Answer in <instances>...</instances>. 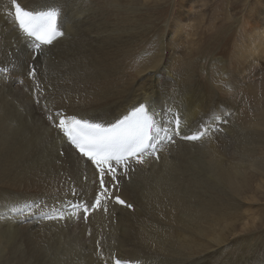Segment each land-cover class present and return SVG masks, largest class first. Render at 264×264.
I'll use <instances>...</instances> for the list:
<instances>
[{
  "label": "bare ground",
  "instance_id": "1",
  "mask_svg": "<svg viewBox=\"0 0 264 264\" xmlns=\"http://www.w3.org/2000/svg\"><path fill=\"white\" fill-rule=\"evenodd\" d=\"M17 1L60 9L64 35L35 48L7 15L11 0H0V264H264V105L247 123L241 113L243 98L259 102L264 89L247 77L264 53L263 14H246L232 67L215 79L231 91L224 100V87L196 78L176 56L179 45L164 57L163 33L143 13L147 0ZM142 103L155 121V152L142 163L129 158L115 181L106 174L107 211L90 209L85 219L71 205L94 201L98 171L47 117L107 126ZM25 203L32 208L23 215L10 211ZM246 222L254 228L231 240Z\"/></svg>",
  "mask_w": 264,
  "mask_h": 264
},
{
  "label": "rangeland",
  "instance_id": "2",
  "mask_svg": "<svg viewBox=\"0 0 264 264\" xmlns=\"http://www.w3.org/2000/svg\"><path fill=\"white\" fill-rule=\"evenodd\" d=\"M97 2H99V0H97ZM145 5L146 7L144 8L143 13L151 22H156L158 24V35L163 33V41L167 43V46H165V49L162 51L164 57H170L179 45V50L174 52L176 56L188 67H190V64L193 66V70H195L194 73L197 75L196 78L199 77L202 81L204 80V82L207 83L208 81L210 82L208 78L211 76V80L213 79L211 81L213 82V85H216L217 88L219 85L224 87L220 90L221 93L218 91V94H222L224 100H229L231 91H228L222 83H219L218 85V83L215 82V79H217V76H219L222 71L225 74L227 67L230 69L231 65L229 64L230 66H227V61L230 58H233V54L235 53L234 50L237 46L236 44H239L240 42L239 39L244 38L243 35L241 36L240 34L250 25L249 24L245 27L243 25V20L247 18L245 17L246 14L255 16L257 15V12H260L263 14L262 16H264V0H147ZM180 15H184L186 18L188 17L190 19H185V21L181 23L183 31L178 32L175 35L176 29L173 28V25L175 24V21L180 23L178 20ZM114 16L117 15L114 14ZM194 18L205 19V22L204 24L202 22L200 27L196 25L198 23H196L195 26L191 25L192 22L194 23ZM202 32L204 34H202ZM201 35L204 39L198 44L197 40L199 41ZM262 35L263 36H260L258 40L264 37V33ZM90 38H92L91 35ZM197 46L200 47H198L199 49H197L194 56L187 57L186 55L189 54L191 49H194ZM152 47L157 48L156 43H154ZM256 57L259 58L258 61L254 59V61L257 62H255V64H257V67H255L259 68L254 71L255 67H252V70L250 71L251 75L249 74L247 77L252 76L253 80H256H254V82H260V85H262L264 84V53L261 55L259 53V56ZM260 62L262 63L260 64ZM240 76L241 78H245L246 73L241 74ZM206 86L208 85L206 84ZM260 96L261 100L259 102L243 98L244 105L242 111H240L244 114L242 115V121L244 123H247L248 120L250 121L251 117H254L255 114L254 111H252L253 109L261 104L264 105V89L262 90V88ZM217 97L218 101L222 100L219 98L220 96H215V98ZM247 217L246 219L250 218ZM252 228L254 227L246 222L240 228V232H244L237 233L231 240L236 241L243 238L244 235L249 232L248 230H251ZM262 229H264V226H262ZM260 232L264 233V230H261ZM255 233H258V231H255ZM229 256L234 257L238 255L236 253H225L224 255L225 258Z\"/></svg>",
  "mask_w": 264,
  "mask_h": 264
},
{
  "label": "snow or ice",
  "instance_id": "3",
  "mask_svg": "<svg viewBox=\"0 0 264 264\" xmlns=\"http://www.w3.org/2000/svg\"><path fill=\"white\" fill-rule=\"evenodd\" d=\"M11 4L14 13L9 12L7 15L14 19L21 32L35 41V48L39 49L41 45H51L56 38L64 35L59 24L60 9L53 7L47 11H34L22 7L17 0H11ZM29 75H35L34 68L29 72ZM55 116L56 120H54L53 115H48L47 119L53 122V127L62 133L63 137L75 147L81 157L87 158L95 166L99 175L100 190L96 193L94 201L90 205L85 202L82 205L71 206L78 210L82 207L85 219H87L90 209L92 211L100 209L107 211L103 201L111 198V193L105 184V175H110L111 179L115 181L117 167L124 166L126 168L125 162L129 158H136L137 163H142L143 155L147 149L151 148L153 153L155 152V144L150 143L155 122L149 115L146 105L140 104L122 119H117L107 126L88 119H78L75 116L66 117L60 112H57ZM175 123L178 127L180 120L176 119ZM156 130L159 131V129ZM199 138V135L188 137L192 140ZM72 194L75 196L76 192L73 190ZM115 201L129 208L132 207L119 196L115 197ZM37 207L39 206L37 205ZM31 208V204L25 203L11 207L10 211L14 214L23 215L25 209ZM76 214V212L72 213V215ZM53 218L64 219V216L61 214L59 217ZM115 264H122V262L117 259ZM125 264H129V262H125Z\"/></svg>",
  "mask_w": 264,
  "mask_h": 264
}]
</instances>
